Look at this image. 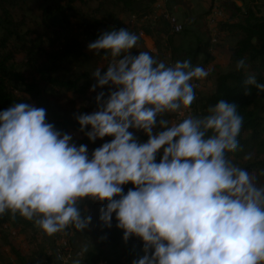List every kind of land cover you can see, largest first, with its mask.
<instances>
[{"label":"clouds","instance_id":"obj_1","mask_svg":"<svg viewBox=\"0 0 264 264\" xmlns=\"http://www.w3.org/2000/svg\"><path fill=\"white\" fill-rule=\"evenodd\" d=\"M138 41L121 28L88 45L110 58L103 74H92L91 91L114 89L106 99L99 92L97 110L76 118L89 141L113 138L91 158L87 145L46 122L44 108L21 102L0 112V215L19 214L47 236L83 232L91 223L80 210L87 198L106 202L105 226L115 214L125 241H143L145 254L133 264H264V186L227 155L238 149L243 125L237 105L221 99L206 115L185 116L196 99L192 81L208 71L191 60L168 66L147 51L133 55ZM246 69L238 60L236 70ZM244 86L246 96L250 86L264 92L255 74ZM167 114L184 118L173 123ZM127 184L134 187L125 194Z\"/></svg>","mask_w":264,"mask_h":264},{"label":"trees","instance_id":"obj_2","mask_svg":"<svg viewBox=\"0 0 264 264\" xmlns=\"http://www.w3.org/2000/svg\"><path fill=\"white\" fill-rule=\"evenodd\" d=\"M62 1L0 0V112L21 102L29 105L33 103L37 108H44L46 122L53 124L56 130L62 134L84 135L79 144L91 148V151L88 150L91 158L96 148L113 138L104 137L95 142L89 141L85 133L80 131L77 119L62 120L53 113L45 100V95L72 92L84 96L86 91L81 88L79 79L64 80L55 76L61 63L67 59H78L83 55L86 46L98 39L103 32L112 30L111 24L117 21V11L125 14L128 12L129 17L133 15L143 17L150 11L142 14V9L136 10L140 0H67V9L61 5ZM235 1L237 0H226L221 4L223 8H220L225 11L227 6H232L238 20L228 16L218 25L222 33L240 37L237 44L230 49L231 68L219 75L212 94L201 100V103L205 104L201 109L207 113V109L221 99L237 105L238 112L243 117V125L238 137V149L227 155L233 164L247 170L254 177L257 187H261L264 186V92L250 86L251 94L246 96L244 81L249 74H255L257 82L264 83V16H260L250 6L241 13ZM67 12L77 21L78 31H81L78 36L58 33L57 21L67 26L71 24ZM33 22L39 23L44 33L51 31L58 33L64 43L57 45L47 39L42 40L41 37L40 40L32 41L30 38L32 33L24 32V29ZM160 23L162 25V22ZM130 26L131 31L138 35V27L131 24ZM149 26L148 24L142 26L148 35L154 30ZM207 30L210 34L208 23ZM210 40L209 38L205 47H208L211 56V52L220 44L213 46ZM174 51L180 52L178 49ZM186 56L182 54L177 60L181 62L188 60ZM240 59L246 61V70H236V63ZM191 62L194 64L195 61ZM206 64L204 62L203 65ZM208 73L205 79L207 84L214 72L210 70ZM96 96L91 97L92 99L85 97V108L81 110L84 114L91 111L92 104L97 106ZM85 131H90V128ZM139 133L147 139L142 131ZM162 155L163 150L157 154V162ZM133 187L132 184L124 185V193ZM101 208H106V202L91 201L89 204L87 215L91 216V223L86 228L87 233L93 242H100V245L88 251L80 264H133V261L142 258L145 254L143 241L135 236L125 241L123 231L117 227L115 214L111 227L105 226L100 220ZM33 227L32 221L19 214L14 219L10 212L0 215V245L8 248L13 256L14 262L10 264H46V252L37 243V233L33 231ZM19 233H29V243L35 246L34 257L22 251L13 241Z\"/></svg>","mask_w":264,"mask_h":264},{"label":"rangeland","instance_id":"obj_3","mask_svg":"<svg viewBox=\"0 0 264 264\" xmlns=\"http://www.w3.org/2000/svg\"><path fill=\"white\" fill-rule=\"evenodd\" d=\"M225 1L226 0H209L208 2V0H201L200 4H198L197 7L193 9L190 8V0H184L182 3V8L179 7L178 9L179 12L182 11L183 13V15L180 14V18L184 16V20L182 18V21L185 24L184 33L180 35H169L167 38V43H164L163 41L165 39L163 36H165V34H168L169 32L167 24L162 22L161 25V23H158V21L156 23H151L150 21H148L146 24L150 25L149 27H153L152 29H154L151 30V34L149 35V37H157V44L160 46V51L157 54H153L147 48V46L144 45V41H142V39H139L137 46L132 50L133 55H138V52L140 51H147L158 62L162 61L168 66L174 65L175 62L178 61L177 59H179L182 54L187 55L186 58L188 60L195 61L193 64L194 66L202 65V67H204V62L205 64L207 63V67H210V70L214 73L210 81H208V84L206 82L202 84V88L197 89L198 91L194 88L196 99L190 107L195 111L193 116H203L207 114L201 109L205 105L204 103H201V100L207 99L212 94L214 90V83L217 81L219 75L227 72L231 68L230 49L234 47L240 39L238 35H227L226 33H223V36L219 43L220 45L217 47V49L216 47L214 49L217 52L216 58H212V56L209 55L210 52H208V47H205L208 39L211 38V35L208 34L207 30L208 13L214 6L219 8L222 7L221 4H223ZM154 2L155 0H140V2L136 5V10L142 9V14H144L143 12H151ZM193 2L195 3L197 2V0H194ZM234 3L236 7L241 9V13L245 12L247 6H250L254 8L260 16H264V0H237ZM173 4L176 5H173L174 7L181 6V4L178 3V5L177 2H173ZM61 5H63L67 9V0H63L61 2ZM75 5L77 6L78 4ZM225 11L227 13L226 15L229 16V18L231 17L234 18V20H238V16L234 11H232V6H227ZM117 13V21L111 24V27L115 30L126 28L133 33L130 28V20L132 19V16L129 17L128 12L127 14H125L121 11H117ZM66 15L71 24L70 26H67L57 21L58 26H56L58 28V33H65L66 35L72 37L78 36L81 31H78L79 26L76 23V19L72 17L69 12H67ZM27 31L32 33L30 35L32 41L40 40L39 38L41 37L42 40L47 39L57 45H62L64 43V40L58 35V33L52 31L49 33H44L39 26V23L36 22H33L28 27H25L24 32ZM199 44L202 45L201 52H198ZM176 49H178L180 52L176 53L174 51ZM209 57H211V60H209ZM109 59L110 58H105L103 56V53H101L100 55H96L94 52L89 51L88 46H86L84 48L83 55L78 57V59H67L63 61L59 66V70L57 71V73H55V76L64 80L79 79V84L81 85V88L85 89L86 93L84 96H79V94H74L72 92H56V94L45 95V100L51 107L53 113L58 115L62 120H75L77 116L84 114V111L81 110L85 108L86 96L92 99L95 95H98L99 92L103 91L105 93L106 99L109 91L113 89L109 85L105 86L103 89L97 88L95 91H91L92 86L96 83V80L92 76V74L97 70V68H101V73L103 74V72L106 71ZM192 83L195 84V80H193ZM31 105L34 106L33 103H31ZM96 110L97 106H94V104H92L91 111L88 112V114ZM174 116L175 114H167L165 118H168L171 122H173ZM129 130L134 132V135L139 140V142L143 143L147 141V139L144 138L139 133V131L134 129ZM156 131H159V128H157ZM70 135L73 138L72 143L79 147V141L82 140L84 135L77 133H70ZM88 148V150L91 151V148ZM91 201L92 200L86 198L80 204V210L82 214H88L89 204ZM32 222L34 225L33 231H36L37 233V243L46 252V264H56V260L53 255V248L57 240L63 239L66 241V249H68L67 253L73 257L74 261L77 259H79V261L82 260L78 258L77 254L81 253L82 249H84L85 247L87 248L88 252L92 249H96L100 245V242H93L89 238L87 229H85L83 232H79L74 227H69L64 232L54 234L53 236H47L46 234L42 233L38 226L35 225L34 221ZM28 237L29 233H19L18 236L16 235V238L13 239V241L17 243L22 251L28 253L31 257H34L35 246L30 245ZM87 252H84L81 255L84 257ZM13 262V256L11 255L9 249L5 246L0 245V264H10Z\"/></svg>","mask_w":264,"mask_h":264},{"label":"built area","instance_id":"obj_4","mask_svg":"<svg viewBox=\"0 0 264 264\" xmlns=\"http://www.w3.org/2000/svg\"><path fill=\"white\" fill-rule=\"evenodd\" d=\"M174 4L171 2V0H155V2L152 5V10L147 15H144L143 17H138L137 15H133L132 19L130 20V24L133 26H138V35L140 39H145L149 35L146 34V32L142 29L143 24H146V22L150 21L151 23L164 22L167 24L169 32L168 34H165L164 37V43H167L168 36L169 35H180L185 31V25L180 20L179 14H178V7H174ZM176 6V5H175ZM173 8V9H172ZM226 12L219 8V7H212V9L209 11L208 14V27L210 30L211 35V44L213 46H217L220 43V40L223 36V33L219 30L218 25L220 22H223L227 19ZM153 54H157L160 50L157 46H153V48L150 50ZM215 53H213L214 55ZM206 71H210V67L204 68ZM206 78H203L201 80H195V89H201L202 84L206 82ZM185 116L188 114L193 115V109L189 108L185 110ZM184 117L180 116L178 114H175L173 122L178 123L180 122ZM156 132V129L154 130ZM142 134L147 137L143 132ZM7 228V227H5ZM15 236V233H12ZM66 241L61 239L57 240L55 243V246L53 248V255L56 260V264H73L74 259L73 257L67 253L68 249H66ZM80 254V253H78ZM78 258L82 259L83 256L80 254L78 255Z\"/></svg>","mask_w":264,"mask_h":264},{"label":"crops","instance_id":"obj_5","mask_svg":"<svg viewBox=\"0 0 264 264\" xmlns=\"http://www.w3.org/2000/svg\"><path fill=\"white\" fill-rule=\"evenodd\" d=\"M184 1V0H183ZM183 1H177V0H172V3L173 2H177V4L178 3H180L181 4V6H178V9H179V7L180 8H182V3H183ZM194 0H190V8H193V9H195L196 7H197V5L198 4H200V2H201V0H197V2H193ZM208 2H209V0H208ZM175 5V4H174ZM179 5V4H178ZM264 13V12H263ZM178 14H179V18H180V16L181 15H183V13H182V11H180L179 12V10H178ZM181 14V15H180ZM182 18H183V20H184V16H182ZM182 18H180V20L182 21ZM188 21H191V20H188ZM183 22V21H182ZM185 25V24H184ZM155 32V31H154ZM154 34V33H153ZM142 41H144L143 43H144V45L145 46H147V48L149 49V50H151L152 48H153V46H157L158 48H159V50H160V46L157 44V37H155V38H151V37H146L145 39H142ZM164 42V41H163ZM201 47H202V45H200L199 44V46H198V49H199V51L198 52H201L202 50H201ZM196 51V50H195ZM213 53H215L214 55H213ZM201 54V53H200ZM216 55H217V52L215 51V50H213L212 51V54H211V56H212V58H216ZM207 66V65H206ZM139 141V140H138Z\"/></svg>","mask_w":264,"mask_h":264}]
</instances>
